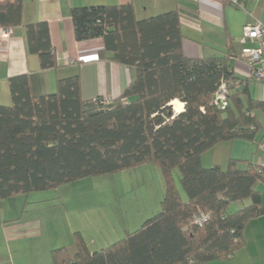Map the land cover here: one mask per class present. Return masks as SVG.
<instances>
[{"label":"trees","instance_id":"1","mask_svg":"<svg viewBox=\"0 0 264 264\" xmlns=\"http://www.w3.org/2000/svg\"><path fill=\"white\" fill-rule=\"evenodd\" d=\"M22 10L23 0H0V27L21 26L27 54L37 55L41 69L56 68L48 23L25 24ZM69 16L76 40L101 38L98 58L125 65L131 80L118 98L103 104V97L82 99L78 73L59 78L45 95L34 94L28 74L9 77L11 104H0V200L153 163L164 184L160 211L96 251L76 232L74 255L55 248L52 263L203 264L231 258L243 245L246 223L264 213L255 189L264 182V166L240 168L246 161L231 158L225 168L204 167L201 156L222 141L254 140L260 130L254 111L264 113V101L249 97L246 85L231 95L243 104L239 112L211 105L221 79L233 74L232 59L186 57L176 10L137 19L127 3L74 7ZM174 100L183 103L179 113ZM174 169L186 200L174 184ZM244 200L250 203L227 210ZM199 213L208 214L200 224L194 222Z\"/></svg>","mask_w":264,"mask_h":264},{"label":"crops","instance_id":"2","mask_svg":"<svg viewBox=\"0 0 264 264\" xmlns=\"http://www.w3.org/2000/svg\"><path fill=\"white\" fill-rule=\"evenodd\" d=\"M239 1L244 4V8L231 4L229 0H23V23H48L57 66L41 69L37 55L27 54L21 26L0 27V104H11L8 78L19 74L30 76L35 95L53 92L59 78L76 73L80 77L81 97L85 101L96 97L114 100L127 87L131 80L129 69L125 65L98 58V52L103 47L101 38L76 40L69 16L71 8L130 3L137 19L176 10L183 36L181 45L184 55L188 58H207L238 55L242 48L255 45L250 40L240 41L239 36L246 24L255 20L264 22V0ZM229 63L235 75L246 79L249 97L264 101V80L250 78L238 61L231 60ZM236 98H231L227 114L239 112L243 108L242 102H237ZM254 115L260 123V130L254 140L235 139L217 143L203 153L202 165L225 168L232 158L246 161L239 164L240 168H245L247 163L253 167L264 166V154L258 148L259 141L264 139V113L256 110ZM255 189L259 191L261 206L264 207V182L257 181ZM249 203V200H244L232 204L239 209ZM89 213L72 216L73 220L61 213L58 216L62 221L55 225L1 214L0 264H53L51 251L55 248L65 247L70 257L74 255L76 232L82 235L92 252L121 239L127 232L139 228L142 222L141 213L135 215L134 224H138L135 225L137 227L128 222L125 212L119 213L113 220L104 219L103 213L99 215L106 222L91 220L93 216ZM242 240L243 245L231 258L214 259L203 264H264V213L246 223Z\"/></svg>","mask_w":264,"mask_h":264},{"label":"rangeland","instance_id":"3","mask_svg":"<svg viewBox=\"0 0 264 264\" xmlns=\"http://www.w3.org/2000/svg\"><path fill=\"white\" fill-rule=\"evenodd\" d=\"M171 104L176 112L177 101ZM172 177L180 197L186 199L178 169L172 171ZM163 191L159 167L153 163H144L114 173L70 181L57 188L19 193L2 199L0 215L36 219L42 224L55 225L61 223L62 218L58 216L61 213L69 215L73 220L74 216L89 211V215L93 216L91 220L106 222L104 219L113 220L116 215L125 212L128 222L137 227L135 225L138 224H134L136 214L141 213L143 223L160 211ZM227 210L235 211L236 207L231 203ZM102 213L104 219L101 220L99 215ZM131 229H134L133 226Z\"/></svg>","mask_w":264,"mask_h":264},{"label":"built area","instance_id":"4","mask_svg":"<svg viewBox=\"0 0 264 264\" xmlns=\"http://www.w3.org/2000/svg\"><path fill=\"white\" fill-rule=\"evenodd\" d=\"M231 4L244 8V4L239 0H229ZM240 41L250 40L255 43L252 47L242 48L238 55L229 56L232 61L240 62L250 78L264 80V22L255 20L243 26ZM247 85L246 79H242L234 74L230 77L222 78L215 91L211 105L226 111L230 106L231 95L242 90ZM93 101L96 102L94 98ZM109 98H103L102 103L106 104ZM259 150L264 154V139L258 143ZM208 218V214L199 213L194 216L195 223H201Z\"/></svg>","mask_w":264,"mask_h":264},{"label":"bare ground","instance_id":"5","mask_svg":"<svg viewBox=\"0 0 264 264\" xmlns=\"http://www.w3.org/2000/svg\"><path fill=\"white\" fill-rule=\"evenodd\" d=\"M178 103V102H177ZM182 108H183V105L181 104V103H178L177 105H176V112H181L182 111Z\"/></svg>","mask_w":264,"mask_h":264}]
</instances>
